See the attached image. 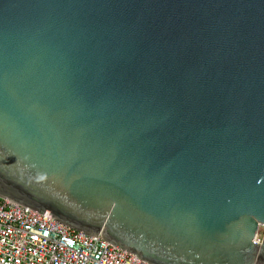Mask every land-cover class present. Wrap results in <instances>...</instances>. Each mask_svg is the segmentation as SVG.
<instances>
[{
    "label": "water",
    "instance_id": "obj_1",
    "mask_svg": "<svg viewBox=\"0 0 264 264\" xmlns=\"http://www.w3.org/2000/svg\"><path fill=\"white\" fill-rule=\"evenodd\" d=\"M0 199L150 264H264V0H0Z\"/></svg>",
    "mask_w": 264,
    "mask_h": 264
},
{
    "label": "built area",
    "instance_id": "obj_2",
    "mask_svg": "<svg viewBox=\"0 0 264 264\" xmlns=\"http://www.w3.org/2000/svg\"><path fill=\"white\" fill-rule=\"evenodd\" d=\"M0 264H150L98 235L0 199Z\"/></svg>",
    "mask_w": 264,
    "mask_h": 264
}]
</instances>
